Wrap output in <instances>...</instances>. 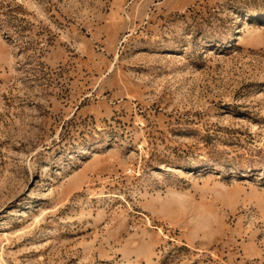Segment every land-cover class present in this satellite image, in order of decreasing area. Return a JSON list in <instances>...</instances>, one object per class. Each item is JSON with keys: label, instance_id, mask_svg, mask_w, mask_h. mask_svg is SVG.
Instances as JSON below:
<instances>
[{"label": "rangeland", "instance_id": "374dc122", "mask_svg": "<svg viewBox=\"0 0 264 264\" xmlns=\"http://www.w3.org/2000/svg\"><path fill=\"white\" fill-rule=\"evenodd\" d=\"M0 264H264V0H0Z\"/></svg>", "mask_w": 264, "mask_h": 264}]
</instances>
